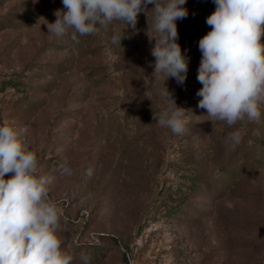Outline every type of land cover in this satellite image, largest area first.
<instances>
[{
	"label": "rangeland",
	"instance_id": "obj_1",
	"mask_svg": "<svg viewBox=\"0 0 264 264\" xmlns=\"http://www.w3.org/2000/svg\"><path fill=\"white\" fill-rule=\"evenodd\" d=\"M183 7L177 42L189 64L179 85L154 75L150 11L119 46L111 36L123 35L120 24L78 42L71 30L48 32L62 0H0V124L14 123L41 174L54 177L49 197L73 264L81 255L87 264H264V107L227 149L233 129L213 126L197 95L199 40L215 4ZM164 85L191 111L182 136L153 119ZM65 164L71 176L61 175Z\"/></svg>",
	"mask_w": 264,
	"mask_h": 264
},
{
	"label": "clouds",
	"instance_id": "obj_2",
	"mask_svg": "<svg viewBox=\"0 0 264 264\" xmlns=\"http://www.w3.org/2000/svg\"><path fill=\"white\" fill-rule=\"evenodd\" d=\"M35 2V0H34ZM186 0H62L55 22L46 23L57 37L107 31L123 25V35L113 32L111 43L121 46L125 29L136 28L137 15L152 13L147 35L156 43L152 49L155 77L174 78L183 85L189 57L182 52L176 21L188 16ZM215 11L206 23L211 27L199 40L202 53L198 81L202 88L198 107L206 110L213 126L219 122L233 129L224 144L234 149L243 139L247 122L259 121L264 107V0H213ZM148 5H154L148 10ZM154 33V35H153ZM130 38V37H129ZM160 111L153 112L156 124L182 136L191 112L177 106L173 93L164 85L160 90ZM148 126V125H145ZM61 175L72 170L59 165ZM85 175L91 176L92 169ZM7 177V178H6ZM54 177L41 174L38 157L14 123L0 124V264H73L75 257L62 249L60 218L62 210L50 199ZM87 264V258L81 255Z\"/></svg>",
	"mask_w": 264,
	"mask_h": 264
}]
</instances>
